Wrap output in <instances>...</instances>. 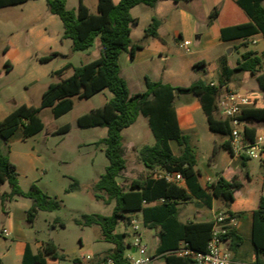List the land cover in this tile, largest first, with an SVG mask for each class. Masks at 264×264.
<instances>
[{
    "label": "trees",
    "instance_id": "trees-1",
    "mask_svg": "<svg viewBox=\"0 0 264 264\" xmlns=\"http://www.w3.org/2000/svg\"><path fill=\"white\" fill-rule=\"evenodd\" d=\"M17 0H0V9L11 7ZM20 1V0H18ZM25 1V0H23ZM48 11L57 15L63 24V38L72 41V52H84L98 44V58L79 67H72L73 73L60 78L44 92L38 107L24 106L13 112L0 125V137L7 143L17 130L22 131V138L28 139L44 129L40 113L45 108H51L55 119L69 113L74 108V99H89L104 90L112 93V98L102 107L93 109L76 120L79 128L101 127L107 129V137L99 141L103 144L105 155L109 161L103 175L89 188L93 198L104 204L115 202L110 216L98 214H83L75 223L82 226L99 227L102 240L112 243L113 248L102 257L103 261L112 259L118 264H127L125 254L130 248L127 241L128 234L116 233L121 223L130 224L131 214H141L142 225L146 229H159L156 255L165 264H195L191 257H182L169 253L179 248L185 242L194 251L205 253L211 239L214 227L213 221L182 222L179 219L178 205L191 199H196L207 207H211L213 200L222 204V214L230 217L234 213L230 206L234 201V193L245 187V179L249 174L234 176L231 181L218 175L216 180L205 190L199 183V171L196 169V157L191 145V139L181 131L175 100L180 95L198 97L203 112L206 115L209 129L218 135L227 137L220 146L215 145L212 157L221 148L227 150L231 156L230 145L231 126L228 119H223L218 112V95L222 83L211 85L204 79H199L187 87H173L160 81L154 82L145 78L146 90L130 94L127 82L120 76L119 59L123 53L133 58L136 51L143 49L144 41L134 43L131 40L132 28L138 25V19L131 16V9L138 5L155 8L159 0H98L97 13H92L84 0H79L77 9H68L66 0H45ZM175 3L190 0H172ZM238 6L247 14L250 21L244 24L230 26L221 30L224 41L243 39L264 35V0H236ZM219 7H215L209 15L210 25L218 16ZM160 21L153 18L145 30L144 39L157 37ZM7 47L3 49V53ZM58 56V53L40 58L47 62ZM261 56L254 51H247L242 55V61L237 70L255 74L261 64ZM7 72L11 70L9 63L5 64ZM222 73L225 77L231 75L232 70L222 62ZM258 88L264 93V73L256 77ZM139 115L147 118L152 132L154 145H141L138 158L146 168L153 171L180 172L185 180V186H180L157 178L153 174L143 180H132L130 187L124 189L118 182L120 175L127 169L126 151L122 131L132 126ZM242 120L264 126V108L247 107L242 113ZM69 124L59 128L55 134L69 132ZM257 129L247 125L244 136L248 142H254ZM175 142L180 149L176 155L171 144ZM250 158L243 155L241 165L246 166ZM16 165L9 156L0 152V187L8 183L10 191L0 194L1 203L11 201L16 197L32 200V206L27 211V220L33 223L38 212L54 211L60 208L57 200L51 199L35 185L29 191H23L19 185ZM79 183L74 180L68 191L79 190ZM159 202L155 205H147ZM251 245L255 255L254 264H264V194L260 197L259 205L252 213ZM64 227V223H61ZM223 240H229V250L236 255V248L244 243L234 228L230 227ZM47 258L61 259L57 247L52 242L44 243L42 249L34 254L30 245H26L21 264H46ZM236 257H232L234 259ZM75 262L80 263L76 259ZM0 264H3L0 260ZM233 264V263H231Z\"/></svg>",
    "mask_w": 264,
    "mask_h": 264
},
{
    "label": "rangeland",
    "instance_id": "rangeland-1",
    "mask_svg": "<svg viewBox=\"0 0 264 264\" xmlns=\"http://www.w3.org/2000/svg\"><path fill=\"white\" fill-rule=\"evenodd\" d=\"M66 1L68 9H77L79 0ZM96 3L97 0L85 1L93 12L96 11ZM141 28L138 27L135 37L139 35ZM63 31L60 18L48 11L45 0H17L11 7L0 10V125L5 123L13 112L24 106L38 107L49 86L73 73L71 66L79 67L95 59V47L84 52H72V42L63 38ZM171 39L174 49L168 62L169 70L164 76L162 66L165 64L158 63V59L156 68L145 69L138 62H132L126 53L120 56L121 75L128 82L130 94L146 90L144 75H149L152 80L157 81L166 79L181 87L191 84L192 68L189 60L196 48L191 44L192 53L187 54L175 44L174 38ZM5 46L9 47V50L3 54ZM249 48L256 47L249 44ZM51 53H58V56L47 62L40 61L41 57ZM6 63L11 66L9 72L5 69ZM212 72L213 77L210 76L209 80L217 81V70ZM178 97L181 98L182 95ZM111 98L112 93L109 90H104L89 99L79 100L75 97L74 108L58 119L53 117L51 108L43 109L40 117L44 129L31 138L23 139L20 129L8 143L0 137V152L8 155L16 165L21 189L29 191L35 185L44 194L60 203L57 210H40L34 224L30 225L27 211L32 206L31 199L16 197L4 204L0 201V221L4 215H8L5 227L10 231V223L15 226L12 235L0 237V252L10 249L4 258V264H17L16 246L24 239L33 246L36 240L52 242L58 249L61 261L68 258L72 264H78L74 263L76 259L84 260L88 264L104 263L102 257L108 251L106 249L113 247L112 243L98 241L102 239V232L98 226H82L74 220L83 214L110 216L113 212L115 202L104 204L101 200H96L88 188L104 174L109 163L104 146L99 143L101 139L107 137V129L79 128L76 120L91 110L102 107ZM66 124L71 126L69 132L55 134ZM198 129L199 138H193L197 148L192 147L196 157V169L206 175L215 143H220L225 136L210 133L205 119H198ZM122 134L125 136L123 143L128 165L118 178V182L124 189H128L132 179L143 180L149 174L155 175L157 171L144 170L137 155L141 145L130 146L127 140L154 145L155 139L142 116L135 124L124 129ZM172 144L175 146L176 143ZM229 158L227 152L220 149L217 162L224 165ZM248 163L253 168L254 178L257 177V170L261 168L260 159H250ZM74 180L79 183L81 189L68 191ZM9 191L8 183L0 187V194ZM198 207L200 206L193 202L185 204L181 210L189 212L191 216L197 212ZM216 208H222L220 201H217ZM137 218L143 228L141 215L138 214ZM61 223H64V227H61ZM2 227L0 225V228ZM116 231L128 234L127 241L132 242L131 227L128 223L119 224ZM146 245L149 249L152 248L150 243L146 242ZM102 250L105 251L98 253ZM88 257L90 259H87Z\"/></svg>",
    "mask_w": 264,
    "mask_h": 264
},
{
    "label": "crops",
    "instance_id": "crops-1",
    "mask_svg": "<svg viewBox=\"0 0 264 264\" xmlns=\"http://www.w3.org/2000/svg\"><path fill=\"white\" fill-rule=\"evenodd\" d=\"M85 1L86 0H84V3ZM113 2L117 4L119 0H113ZM97 3L95 6L96 11L94 12L91 11L87 6L92 13H97ZM215 7H219V14L217 18L209 25L208 18ZM130 13L133 18L138 19V25L132 28L131 40L134 43H139L142 40L144 41L143 49L136 51L133 58H131L128 53H126L127 57L130 58L132 62H138L145 69L151 67L156 68L158 63L163 62L165 64L162 66V74L164 76L169 70L168 62H170V57L174 49L173 41L171 38H174L173 40L175 44L181 47L187 54L192 53L191 44H193L196 49L192 53L193 57H191V59L189 60L190 67L192 68L191 84L199 79H204L206 82L214 83L216 85L222 83L223 85L220 88L222 92L224 90H239L245 93L250 92L255 94L256 96L261 97L262 103H260L257 108H264V93L259 90L256 82V77L264 73V35L259 34L247 40L234 39L229 41H224L221 37V30L223 28L244 24L250 21L247 14L238 6L236 0H190L182 1L179 3H175L172 0H159L155 8L138 5L133 7ZM154 17L160 21V25L157 31L158 35L157 37H148L144 39L145 30ZM143 22L145 25L142 26ZM140 26L142 27L141 31L139 32V35L135 37L134 35L138 30V27ZM249 44L255 45L256 48L250 49ZM94 47L97 51L99 50L98 44H96ZM8 50L9 47H7V51L3 54H6ZM96 50L94 52L95 59L98 58ZM247 51H254L258 56H261L262 58L261 64L256 68L255 74L239 71L236 69L238 64L242 61V55ZM157 59L158 63L156 62ZM223 61L226 63L227 67L232 70V73L231 75H229V77H225L222 73ZM159 65L161 66V64ZM213 70H217L218 72L217 81H215L214 79L209 80L210 76L213 77ZM120 76L122 77L121 69ZM146 77L151 81L158 82L155 79L152 80V77H150L149 75H144V81ZM122 78L126 81L124 77ZM160 82L169 84L173 87L178 86L166 79H162ZM175 109L177 112L181 131L184 134L188 135L190 139H192V146L197 148V143H193V138H199L200 136L198 129V119H205L207 127L209 129L206 115L203 112L198 97L193 95H182L181 98L177 97L175 100ZM140 116L142 115H139L137 120L140 118ZM142 117L145 119L148 125L147 118L144 116ZM254 127L257 128L264 126L255 125ZM209 131L210 133L215 135V133H213L210 129ZM123 137L125 136L123 135ZM227 139L228 138L225 137L224 139H221L220 143H215V145L220 146ZM127 142L130 144V146L133 147L139 144L144 145V143H141L139 141L135 142L133 140H127ZM171 146L174 153L176 155H180L181 152L179 147L176 144L175 146L174 144H171ZM225 151L230 157L229 160L224 165H220V163L217 162V157L219 154L218 152L215 157H211L209 159L206 175H203L201 171L198 170V180L200 185L208 191V185L215 181L218 175H221L226 180L231 181L234 176H243L247 173L249 174L250 179L244 180L245 187L243 189L235 191L234 201L230 206V211L234 213V216L232 217L234 221L231 227L234 228L235 231L244 238V243L240 247L236 248V255L229 250V240H224L223 247L231 253L232 257H236L232 259L231 263L254 264L255 255L251 245L253 221L252 213L258 208L260 197L264 194V158L260 160L261 168L257 170L258 175L254 178L252 174L253 168L248 163L250 159L247 161L246 166L243 167L241 165V157L234 155L231 156L227 150ZM142 165L145 171H159L158 169L151 171L146 168L143 163ZM259 182L261 183V185ZM217 201L218 200H213L211 207H207L205 204L196 199L181 202L178 205L180 209L179 219L184 223L190 221H213L215 217L221 212L220 208H216ZM193 202L200 206L198 207L197 212L192 213V215L190 216L189 212L181 210L185 204L188 205ZM157 203L159 202H153L147 205H155ZM138 214L141 215L140 213ZM8 218V215H4L0 221V225L3 226L2 228H0V237H8V235H12V233H14L13 231H15V226L12 223H10V231L5 227ZM34 222L32 224H29L33 225ZM4 229L7 230V234L3 233ZM115 232L119 233L117 231ZM158 233L159 229L157 228H144L143 231L145 243L148 242L152 245V248H148V250L149 253L153 255H156ZM98 241L101 242L103 240L98 239ZM27 244L30 245L33 253L36 254L42 249L44 242L36 240L33 246L26 239L21 242L19 241L15 251L17 264L22 263L23 254ZM112 248L113 247L106 250H110ZM103 251L105 250H102L98 253H102ZM128 251L125 255L128 254ZM9 252L10 249H7L6 252H0V260L3 264L4 258L8 255ZM46 261V264H72V261L68 258L63 261L59 259L47 258ZM78 264L88 263L84 260H81ZM152 264H165V262L160 256L156 255V258Z\"/></svg>",
    "mask_w": 264,
    "mask_h": 264
},
{
    "label": "built area",
    "instance_id": "built-area-1",
    "mask_svg": "<svg viewBox=\"0 0 264 264\" xmlns=\"http://www.w3.org/2000/svg\"><path fill=\"white\" fill-rule=\"evenodd\" d=\"M211 85H216L210 83ZM262 103L261 97L250 92H241L239 90H220L218 95V112L221 117L228 119L231 126L230 145L234 156H247L250 159L264 158V127H257L254 142H248L244 136V129L247 121L242 120L244 108L258 107ZM258 132V133H257ZM158 173V174H157ZM157 178H164L168 182L185 186V180L180 172L157 171ZM233 218L219 213L214 219L212 236L208 242L205 253L197 252L188 247L183 242L179 248L169 253L182 257H191L195 264H231L232 255L223 247V236L228 233L233 224ZM130 224L132 242L128 254L125 255L127 264H152L156 255L149 253L148 247L144 240V227L141 228L137 214L130 215ZM7 234V230H3ZM132 249V251H131ZM87 259H90L89 257ZM103 264H118L112 259H107Z\"/></svg>",
    "mask_w": 264,
    "mask_h": 264
},
{
    "label": "water",
    "instance_id": "water-1",
    "mask_svg": "<svg viewBox=\"0 0 264 264\" xmlns=\"http://www.w3.org/2000/svg\"><path fill=\"white\" fill-rule=\"evenodd\" d=\"M247 125L255 126L254 123H251V122H248V121H247Z\"/></svg>",
    "mask_w": 264,
    "mask_h": 264
}]
</instances>
